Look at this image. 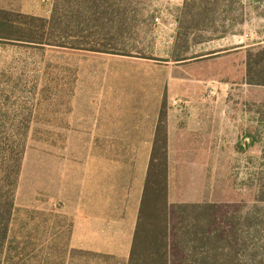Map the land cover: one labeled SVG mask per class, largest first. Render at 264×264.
Returning <instances> with one entry per match:
<instances>
[{
    "label": "rangeland",
    "instance_id": "rangeland-1",
    "mask_svg": "<svg viewBox=\"0 0 264 264\" xmlns=\"http://www.w3.org/2000/svg\"><path fill=\"white\" fill-rule=\"evenodd\" d=\"M58 2L0 0V9L16 20L49 17ZM182 5L98 0L94 23L80 14L81 30L114 53L0 37V190L6 175L14 181L11 158L23 149L13 191L18 219L28 217L24 210L66 216L67 222L35 213L33 221L49 235L70 224L63 210L77 204L80 159L94 156L72 148L86 138L77 126L81 117L97 111L121 127L158 115L160 129L180 138L181 148L169 153L180 174L189 173L184 198L218 204L216 214L227 221L220 224L224 249L216 250L222 262L264 264V72L258 71L264 59L252 56L264 48V0H220L216 30L189 29L185 17L180 24ZM71 7L69 25L76 16ZM175 165L168 166L171 175Z\"/></svg>",
    "mask_w": 264,
    "mask_h": 264
},
{
    "label": "trees",
    "instance_id": "trees-1",
    "mask_svg": "<svg viewBox=\"0 0 264 264\" xmlns=\"http://www.w3.org/2000/svg\"><path fill=\"white\" fill-rule=\"evenodd\" d=\"M219 1L183 0L180 24L181 17H185L190 23L189 29L216 30L212 22L218 13ZM70 2H73V7L69 10L76 16L69 25L65 20V11ZM97 2L98 0H61L54 6L49 17L20 15L19 20L12 17L14 15L12 11L0 9L2 31L0 37L39 46L114 53L104 45L97 46L93 40L88 41V35L82 33L83 23L80 14H89V20L94 23ZM70 27L74 32L68 31ZM178 38L182 39L179 32ZM252 56L264 59V48ZM258 71L264 72V66ZM22 151L23 149L16 159L11 158L12 164L9 167L14 166L16 174L20 168ZM11 154L10 152V156ZM176 168L175 201L169 202L166 149L152 151L138 221L126 264H224L222 255L219 256L216 250L224 249L226 238L222 234L224 227L220 224L227 221L216 214L219 207L216 203L185 201L184 192L189 173L186 170L185 174L181 175L179 165ZM16 174L14 181H9V175H6V189L0 190V264H73V259L79 255L91 257L92 264H115L111 256L70 247L72 220L71 222L69 220L68 225L62 223L55 227L49 235L40 230L39 224L33 221L37 213L67 222L68 218L64 215L24 210L23 212L29 215L19 221L20 210L15 207L13 193ZM10 184L12 188L7 189ZM232 264H237L235 257Z\"/></svg>",
    "mask_w": 264,
    "mask_h": 264
},
{
    "label": "crops",
    "instance_id": "crops-1",
    "mask_svg": "<svg viewBox=\"0 0 264 264\" xmlns=\"http://www.w3.org/2000/svg\"><path fill=\"white\" fill-rule=\"evenodd\" d=\"M159 123L158 115L153 122L127 120L119 123L121 127H116L113 117L100 116L97 111L81 117L77 126L86 138L73 141L72 148L95 152L92 157L80 159L83 180L78 201L73 210H63L72 216L71 248L108 255L115 264H126L152 151L165 148L168 167L176 164L171 162L169 151L181 148L177 145L180 138L173 137L170 128L161 130ZM170 191L175 192V170L171 175L168 169V199L174 202ZM74 263L93 262L91 257L79 255Z\"/></svg>",
    "mask_w": 264,
    "mask_h": 264
}]
</instances>
